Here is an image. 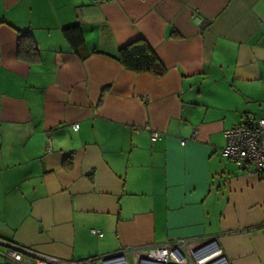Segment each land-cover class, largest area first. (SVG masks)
Instances as JSON below:
<instances>
[{"label": "crops", "instance_id": "crops-1", "mask_svg": "<svg viewBox=\"0 0 264 264\" xmlns=\"http://www.w3.org/2000/svg\"><path fill=\"white\" fill-rule=\"evenodd\" d=\"M74 25L84 61L62 35ZM25 31L35 63L18 56ZM137 39L164 77L112 58ZM251 117L264 0H0V242L78 262L215 241L230 264H264V175L221 156Z\"/></svg>", "mask_w": 264, "mask_h": 264}, {"label": "built area", "instance_id": "built-area-1", "mask_svg": "<svg viewBox=\"0 0 264 264\" xmlns=\"http://www.w3.org/2000/svg\"><path fill=\"white\" fill-rule=\"evenodd\" d=\"M78 125L73 126L77 130ZM150 133V140L156 142L160 136L145 128ZM225 145L221 156L238 168L253 171L257 175H264V119L247 118L243 123L235 125L224 132ZM184 140L181 145H184ZM94 236L101 237L99 231L91 230ZM3 257L8 264H23L28 259L32 264H138L139 262H155L160 264H230L221 249H214L207 253L202 250L201 242L167 241L160 245L147 248L123 249L115 254L89 258L82 261L67 262L57 258L37 253L29 248H23L6 243Z\"/></svg>", "mask_w": 264, "mask_h": 264}, {"label": "trees", "instance_id": "trees-1", "mask_svg": "<svg viewBox=\"0 0 264 264\" xmlns=\"http://www.w3.org/2000/svg\"><path fill=\"white\" fill-rule=\"evenodd\" d=\"M62 35L71 51L81 61L89 57L83 32L79 25L63 28ZM17 41L19 58L35 63L38 60V51L32 42L30 32H18ZM112 58L125 70L135 74H150L156 78H162L167 73V69L161 64L151 47L143 39H137L121 47ZM70 160L69 156L67 162H70Z\"/></svg>", "mask_w": 264, "mask_h": 264}, {"label": "water", "instance_id": "water-1", "mask_svg": "<svg viewBox=\"0 0 264 264\" xmlns=\"http://www.w3.org/2000/svg\"><path fill=\"white\" fill-rule=\"evenodd\" d=\"M0 245H3L6 247L5 243L0 242ZM214 249H220L218 244L215 241L210 242L208 245H206V248L202 250L203 253H207L209 251H212ZM105 264H110V260H106ZM138 264H160L155 262H139Z\"/></svg>", "mask_w": 264, "mask_h": 264}]
</instances>
